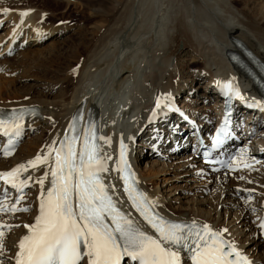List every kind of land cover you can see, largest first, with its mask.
<instances>
[{
    "label": "bare ground",
    "instance_id": "obj_1",
    "mask_svg": "<svg viewBox=\"0 0 264 264\" xmlns=\"http://www.w3.org/2000/svg\"><path fill=\"white\" fill-rule=\"evenodd\" d=\"M77 1L82 4L80 5ZM77 1L76 3L80 7L82 5L85 7L83 8L84 13L88 8L87 11H91L94 15L90 16L91 18H88L89 20L86 23L94 24V28L90 32H82L84 34L83 36L81 35L79 44L73 46L74 53L69 57V59L73 58L75 61L83 63L85 71L83 69L84 72L79 75H73L74 73L71 72L70 78L67 75L64 77V86L69 81H72L73 88L71 91L69 90V93L68 88H62L67 91L65 95L62 94L64 98L72 92L63 101V104L61 101L52 102L49 99L53 88L47 91L44 98H36L33 101H27L28 90L22 94L15 92V90L13 92L7 91L4 96L2 95V90H0V111L38 106L41 109V116L25 125L29 126L30 129L43 126L44 133L48 134L42 141L34 143L35 147L32 148L33 151H30L28 155L20 156L19 154L8 160L0 158V173L10 172L22 164L27 165L37 155H45L48 147L52 146L54 141L56 142L55 147L58 148L60 141L68 134L69 124L78 110L84 112V121L87 120L91 113L97 114L96 119L99 118L104 125L102 137L105 139L102 140V143L108 157L118 149V143L121 139L119 130L121 129L127 141V149L129 150L130 148V159L135 169H139L141 158L155 153L154 144L159 143V147L163 151L162 155L164 156H167L169 151L178 154L181 150L187 152L189 146L192 148L193 141L191 135L193 133L187 131L188 126L182 121V118L178 116L174 118L172 116L171 112L173 110H170L169 106L176 105L177 96L186 89L187 83L192 82L193 79L204 75L210 76L206 87H203L204 93L201 94L202 98L216 99V85L224 79L234 82L248 99H258L257 94L251 90L252 86L250 82L247 81L244 75L236 72L234 66L229 61L228 53L238 50V44L241 43L260 59L264 60V7L258 8L255 6L251 9L244 7V9L239 10L234 5L236 2H242V0H234L233 2L232 0H175V8L172 7L173 3L170 4L171 1L167 2L166 0ZM256 1L252 0L253 3H256ZM34 2V0H0V13L3 14L4 12L5 19H12L10 31L7 33V35H10L12 32L14 33L11 38H18L23 32L25 34L31 33V36L35 35L36 41L46 38L45 34L46 32L49 33V31L45 28H52L53 25L45 24L41 22L42 20H39L40 18L37 19L34 15L28 13L29 9L33 7ZM71 3L75 5V2L72 1ZM55 5L62 7L64 3L58 1ZM135 9H137L138 15L135 13ZM21 13H27L28 15L21 16ZM141 13L142 15H140ZM174 13L177 14L172 18ZM170 18L173 19H171L172 23L169 21ZM3 20L1 18L0 23ZM133 20L138 22L134 28H131L132 26L130 27L129 23ZM99 21L105 23L104 26L106 25V28H103L104 26L99 27L97 25ZM51 32L53 33V31ZM90 35L92 36L91 39ZM6 38L7 36L4 35L0 37V46ZM33 39L30 38V41ZM5 46L6 51L9 42ZM132 48L133 50L136 49L134 50L135 53L133 52L134 54L127 56V52ZM185 51L187 53H194L196 57L191 58L185 65L181 62L177 67L172 66V57H179ZM25 53V57L32 58V61L33 59L38 60L41 56L45 55L39 51L30 49ZM59 53L61 55L59 57L67 58L69 50L60 48ZM107 53H110V55H105ZM72 64L73 62H71V65L69 62L70 66H67L68 68L66 67L65 71L72 69ZM186 69L191 71L190 74L185 72ZM188 77L189 79H193L188 81L186 79ZM122 97V103H120L116 111V101ZM158 99L161 100L160 109L156 108ZM186 99L190 98L186 96ZM259 101L264 103L260 99ZM192 102H197V100L192 99ZM215 107L217 108L218 105H215ZM204 110H207V108H204ZM241 111L242 116L247 119L246 123L251 124V128H255L260 125L261 121H264V110L257 109L255 115L246 113L243 110ZM154 113L155 115H153ZM160 113L161 116L167 114V117H162L160 122L152 121V118ZM187 114L190 113L187 112ZM202 114L211 121L215 118L207 113ZM117 115L119 124L115 127L111 120H114V116ZM169 115L170 117H168ZM189 116L195 117L196 114ZM152 122L156 125L150 127L146 131V134H149L150 138L156 136L157 139H155L153 144L148 143V139L150 140V138L142 143L141 147L143 150L141 152L144 153L147 150L144 148L147 147L150 153L146 156L140 155L138 150H134V138H137L141 131H145L146 126ZM200 125L205 129L211 123L200 122ZM154 128L158 129L155 131ZM180 133H185V135L180 136ZM259 135L264 136V132ZM106 141H110V143ZM262 141L258 139V142H260L259 148H256L255 143L252 144L253 151L247 153L245 160L255 161L256 159L264 158V140ZM176 142H178V149L174 148ZM183 160L186 161L185 164H182L183 168L187 167L186 174L204 178H212L214 176L208 167L202 165L200 160L195 158V152H192L190 157ZM242 161L239 163H242ZM191 166L199 168V170L192 172V170H189ZM260 166H264V161L257 168L252 169H258ZM138 169L136 171L139 183L148 197L158 200L159 204L155 208L159 212L173 219L196 222L201 225L207 224L215 231L223 232L224 229H229L223 232L222 235L228 243H233L247 257L250 264H264V239L260 229H258L260 217L264 213V204H261L264 199V190L260 189V186L264 185V182H261L257 177H248L249 171H244L246 174L240 172L244 176V180L237 187L242 186L244 189L239 188L238 191V188L230 185L233 181L228 180L227 174L222 173L223 175H218L217 177L221 178V183L229 182L225 187L219 185L222 188V193L227 195V200L223 198L224 200H221V204L225 205L226 212L229 210V216L232 214L230 212L232 207L238 210V213L234 214L235 217L232 222L222 223L220 219L221 215L217 213L219 209H215V213H212V208L209 210H205L202 207L183 209L166 204L163 196L159 192L157 193L149 182V179H146V173H143L144 170L139 171ZM46 171L49 172L48 179L44 183V192L46 194V191L51 186L49 168L43 165L38 166L36 169L29 167L27 171H22L19 174L20 179H28L30 177V186L35 191L34 196L30 199L35 204L34 213L30 215L29 213L0 215V226H2L0 227V232H2L0 244H6L5 258L8 264H15L19 242L25 235H29V230L25 225H34L39 215L41 186L36 181L42 178ZM104 176L114 196L119 198L120 184L117 174H109L107 168ZM0 182L6 185L2 179H0ZM215 185L217 186V184ZM225 189L226 192H224ZM28 194L30 195L31 191ZM221 196L215 200L219 202ZM259 196H262V198H259ZM233 197L236 199H231ZM252 198L259 199L261 202L248 205L249 199ZM239 199H243L246 204L244 205L243 202L238 201ZM229 200L233 202L231 201L232 203H230ZM211 201L205 199V201L198 202V204H201V206L213 205ZM132 216L134 218L133 222L138 227L150 232L142 220L138 219L134 214ZM244 220L247 221L246 225L250 227L253 233V235H250L253 236L254 240L252 243L255 245L256 251V254L253 251V255H251V251L254 249L246 248L244 250L247 239L238 242L240 241L241 233L239 234V232H242V227H237L236 225L238 221H240L239 225L243 224ZM11 225H17L21 228L17 231H11L9 230ZM255 235L258 238H254ZM258 247H261V249L257 251ZM182 264H189L185 257H182Z\"/></svg>",
    "mask_w": 264,
    "mask_h": 264
},
{
    "label": "snow or ice",
    "instance_id": "obj_2",
    "mask_svg": "<svg viewBox=\"0 0 264 264\" xmlns=\"http://www.w3.org/2000/svg\"><path fill=\"white\" fill-rule=\"evenodd\" d=\"M26 15L21 13V16ZM225 88L229 93L234 91L231 83ZM235 95L239 93L235 92ZM253 103L264 110V103ZM156 108H161L160 99L156 102ZM26 111L20 109L8 115L0 114V131L4 136L12 137L8 141L9 148L22 135ZM82 118L83 113L78 110L69 126L70 135H65L58 148L54 141L45 155H37L27 165L22 164L10 172L0 173V179L21 194L30 180V177L20 179L22 171L41 165L50 169L51 186L46 194L44 183L49 172L46 171L36 181L41 186L39 215L34 225H25L29 235L19 242L15 264H81L85 257L88 264H121L125 257L131 264H182V251L191 254V264H250L233 243L222 239L227 229L223 232L214 231L207 224L201 226L196 222L168 220L154 211L158 200L148 197L124 178V191L129 200L158 234V238L140 229L118 209L105 187L101 173L107 171L106 160L110 157H101L97 144L98 140L105 138L98 136V128L91 121L81 132ZM120 162L126 165L123 140ZM233 162L230 160L222 166L234 170ZM117 170L123 172L127 168L125 166ZM4 198L7 199V192ZM19 198L22 199V196ZM17 210L30 211L11 208L12 212ZM6 211L0 200V214ZM260 229L264 233V223L260 224Z\"/></svg>",
    "mask_w": 264,
    "mask_h": 264
},
{
    "label": "rangeland",
    "instance_id": "obj_3",
    "mask_svg": "<svg viewBox=\"0 0 264 264\" xmlns=\"http://www.w3.org/2000/svg\"><path fill=\"white\" fill-rule=\"evenodd\" d=\"M34 1H35L34 5H33V7H31L29 9L28 13L34 15V17H36L37 19L40 18L39 20L40 21L42 20L41 22H43L45 24L53 25V27L52 28H45L49 31V33L46 32V34H45L46 38H44V39L42 38L43 39L42 41H39L36 43H29L26 46L20 47L19 49L14 51V53L12 55H7L6 53H4L5 47H6L5 45L3 47L0 46V90H2L3 96L5 95V93L7 91L13 92L15 90V92L22 94L24 91L28 90L27 91L28 92L27 93V96H28L27 101H31V100L33 101L36 98H41V99L44 98L45 97L44 95H46L47 91L49 89L52 90V88H53L52 92L50 93L49 99L52 102L61 101L63 104V101L65 99H67V97H69L72 93L71 92L68 96H65V98H64L63 95H65V92H67V91L63 90V89L68 88V93H69V90L71 91L73 88L72 87V81L71 82L69 81L64 86V83H63L64 77L67 75V77L70 78L71 72L74 73L73 75H79L80 73L82 74L85 71V68H83L84 67L83 63L75 61V59H73V58L69 59V57L73 55V53H74L73 46L75 44L76 45L79 44L78 42L80 40L81 35L83 36V34L85 32H90L91 29L94 28L93 27V26H95L94 24H92V23L86 24L87 21L91 18L90 16H94V15L92 14L91 11H87L88 8L86 9V11L84 13L83 8H85V7L83 5L80 7V5L82 3L78 2L77 0H76L77 3H80V5L77 4L76 1H74V0H71V1L70 0H66V1L65 0H34ZM58 1H62L64 3V6L57 7L55 5V3ZM72 1L75 2V5H72L73 4V3H71ZM120 1H123V0H120ZM166 1L167 2L171 1L170 4L173 3L172 7L175 8V5H176L175 0H166ZM233 1L234 0H232V2ZM65 2L66 3L68 2V3L66 4ZM76 4H77V6H76ZM234 6H236L239 10L244 9V7H246L247 9L254 8L255 6L260 8V7H264V0H257L256 3H253L252 0H242V2H236ZM136 10L137 9H135V13L137 14L138 11L136 12ZM136 14H134V15L137 16L138 14L137 15ZM176 14L177 13H174V15H172V18H174L176 16ZM140 15H142V13ZM135 16H134V18L137 19V17H135ZM1 18L4 20L2 21V23H0V37L4 35V36H7V38H8L9 35H7V33L10 31L9 28H10V25L12 24L11 23L12 19L11 18L5 19L4 12H3V14L0 13V19ZM172 18H170V20H169L171 23L173 20ZM137 22L138 21L135 22V20L131 21L129 23L130 27L132 26L131 28H134L137 25ZM102 23L103 22L99 21L97 25L99 27L100 26L102 27L105 24V23H103V24ZM103 28H106V25ZM50 29H53V30H50ZM51 31H53V33ZM82 32H84V33H82ZM89 37H90V39L92 38L91 35ZM93 43H94V41H93ZM60 48L61 49L64 48L66 50L67 49L69 50V55L67 58L59 57V55H60L59 49ZM29 49L39 51L40 53H43L45 55H43L44 57L41 56V58H39L38 60L33 59V61H32L31 60L32 58L25 57V55H26L25 52H28ZM134 50H136V49H134ZM134 50H133V48L130 49V51L127 52V56L134 54L135 53ZM105 55H110V53H107ZM193 55H194V53H192V52L187 53V51H185L179 57H177V56H176V58L172 57L173 60L171 61V65L174 67L175 66L177 67V65H179V63H181V62H183L185 65L187 62H189V60H191V58L196 57V55H194V56ZM28 58H30V59H28ZM68 61L70 62V65H71V62H73L74 65L72 64V66H73L72 69H68L67 71H65L66 67L70 66ZM9 64H11V65H9ZM13 66H14V68H13ZM200 66H201V64H200ZM83 69H84V71H83ZM55 70L57 71V73ZM185 72H188L190 74L191 71L186 69ZM68 74H69V76H68ZM60 78H61V80L59 81ZM209 78H210L209 75H204V76H202L200 78H196V79H193V78L189 79V77L186 78L188 81H190L192 79H193V81L187 83V86H185L186 89L184 91H182V93L180 95L177 96L178 100L175 103L176 106H180V104H181V106L185 109V113L188 112V113H190L189 115L196 114L195 118L199 124H200V122H205L206 120H209L208 117L203 116L202 113H207L208 115H211L214 117L216 115V113L214 111L216 109V107L214 106L215 103H213V101H212L215 99L210 100L209 98L206 99L204 97L203 98L201 97V94L204 93V88L206 87V84H207ZM98 81H96V82H98ZM201 87H202V89H201ZM191 88H193V90H191ZM186 96L190 99L187 100ZM192 99L197 100V102H192ZM204 108H207V110H204ZM201 114H202V116H201ZM245 121L247 122V119ZM152 123H150V124H152ZM150 124H148L146 126L145 131H143V132L141 131V133H139L137 138L146 135V131H148V129L150 127H152ZM263 124H264V122H263ZM154 125H156V124H154ZM258 126H256L255 129ZM36 128L37 129L35 131H32L27 135L25 140L20 145V148H19L20 150L17 152V154H15V156L19 155V154H20V156L28 155L30 153V151H33L32 148L35 147L34 143H37L38 141H42V139H45L46 135L48 136L47 133H44L43 126H39ZM263 128L264 127H259L258 133L254 134L250 138H248L249 139L248 143L252 142L251 146L253 143H255V145L260 144V142H258V139H259V141L264 140V136L259 135L260 133L264 132ZM260 129H262V131H260ZM248 143H247V146H250V144H248ZM141 144L142 143H139L140 147L136 148V150H138L140 152L139 153L140 155H144V156L148 155L150 152H149L147 147L144 148V149H147L146 151H144V153L141 152L143 150V148L141 147ZM176 147H178V146H176ZM188 148L189 149L187 150V152L184 150H181L178 154H174L173 152L169 151L167 153V156L162 155L160 157L155 156V155H157L156 152L151 153V154H149L148 157L141 158L140 168L139 169L136 168V169H138L139 171L144 170L143 173L144 174L146 173V175H145L146 179L147 180L149 179V182L152 184V187L154 188V190H156L157 193L159 192V194L163 196V200H164V202H166V204H170L176 208H183V209H185V208H189V209L195 208L196 209L198 207L199 208L202 207L205 210H207V209L209 210L210 208H212V210H211L212 213H215V211H214L215 209H217V210L219 209L217 211V213H218V215H221L220 216L221 222L222 223L232 222L234 220V217H235L234 214L238 213V210L235 207H232V209L230 210V212H232V214H230V216H229V213H228L229 210L226 212L225 211L226 209L224 207L225 205L221 204L222 203L221 200L226 199L227 195L225 193H222V188L219 187V185H221L222 187H225L227 184H229V182L226 181L225 183H221V181H220L221 178L217 177L218 174H214V176L212 178H209V177L204 178V177H196V176L194 177V176H191L189 174H186L185 172L187 171V167L183 168L182 164L186 163V161L183 160L184 158L190 157L192 155V152H190L191 147L189 146ZM162 153H163V151H162ZM244 157L247 158L246 155ZM243 159H245V158H243ZM189 170H192V172L193 171L197 172V170H199V168L191 166L189 168ZM241 173H243V171ZM223 174H221V175H223ZM244 174H246V173H244ZM247 176L248 177L251 176V177H255V178L257 177L259 180H261V182H264V166H260L258 169H255L253 171L250 170L248 172ZM228 180L233 181V183H231L230 185H234L235 186L234 188H238V191H239V188H243L242 186L237 187L240 184V182H242L244 180V176H242L240 174V172L236 176L228 175ZM245 181H247V180H245ZM215 184H217L218 187ZM197 188H198V190H197ZM226 189L224 190V192H226ZM260 189L264 190V185L260 186ZM196 190H197V192H196ZM33 193H35V191H31V194H33ZM31 194H30V196H31ZM33 196H34V194H33ZM219 196H221V198H220V201L218 202L215 199H217ZM241 198H242V196H241ZM259 198H262V196H259ZM205 199H207L208 201L213 200V201H211V203L213 205L210 204V205L201 206V204H198V202L205 201ZM231 199L234 200L236 198L233 197ZM231 201H230V203L233 202V201L232 202ZM238 201L243 202L244 205L246 204L243 199H239ZM32 202L33 201H29V203H28V207L30 208V211L23 212L22 214H25V213L28 214L29 213V215H30V214L34 213V211H35L34 210V203H32ZM217 202L219 203L220 206L218 205ZM259 202H261L259 199H254L253 202L251 201V199H249L248 205L249 204L253 205V203H259ZM262 202H261V204H264V199L262 200ZM30 204H31V206H29ZM258 205H260V204H258ZM258 205H257V207H258ZM225 214L227 215L226 217H225ZM240 221L237 222L236 226L237 227L241 226L242 227L241 231L242 232L244 231V232L243 233L239 232V234L241 233V236L239 238L240 241H238V242L245 241L247 239V241L245 243L244 250L246 248L254 249L251 251V255H253V251H254V253L256 252L255 251V245L252 243V241L254 240L253 236H250L251 234L253 235V233L251 232L250 227L246 225L247 221L244 220L242 222L245 225H243V224L239 225ZM20 228H21L20 226L11 225L9 230L17 231ZM228 230L229 229H227V231ZM254 238H258V237L255 235ZM5 246H6L5 243L0 244V248H2V250H0V264H5V263L8 264V261L5 258V255H6V247ZM260 249H261V247H258L257 251Z\"/></svg>",
    "mask_w": 264,
    "mask_h": 264
}]
</instances>
